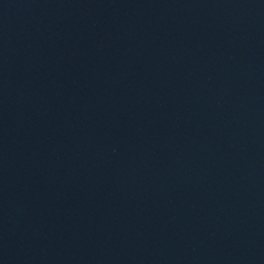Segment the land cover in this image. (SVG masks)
I'll return each mask as SVG.
<instances>
[{
	"label": "water",
	"instance_id": "obj_1",
	"mask_svg": "<svg viewBox=\"0 0 264 264\" xmlns=\"http://www.w3.org/2000/svg\"><path fill=\"white\" fill-rule=\"evenodd\" d=\"M0 264H264V217L0 123Z\"/></svg>",
	"mask_w": 264,
	"mask_h": 264
}]
</instances>
